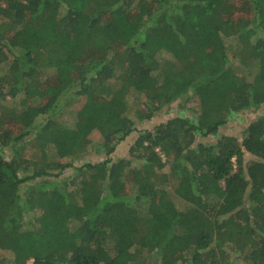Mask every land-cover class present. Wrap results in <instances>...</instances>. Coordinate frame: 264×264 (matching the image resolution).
Returning <instances> with one entry per match:
<instances>
[{
	"label": "trees",
	"instance_id": "1",
	"mask_svg": "<svg viewBox=\"0 0 264 264\" xmlns=\"http://www.w3.org/2000/svg\"><path fill=\"white\" fill-rule=\"evenodd\" d=\"M263 107L264 0H0V264H264Z\"/></svg>",
	"mask_w": 264,
	"mask_h": 264
},
{
	"label": "rangeland",
	"instance_id": "2",
	"mask_svg": "<svg viewBox=\"0 0 264 264\" xmlns=\"http://www.w3.org/2000/svg\"><path fill=\"white\" fill-rule=\"evenodd\" d=\"M238 4H241V2H238ZM241 9V8H240ZM88 103H86L87 106ZM93 104H90L88 107V115H91V117L96 115V112L91 113V109ZM177 103L173 104L171 106V109L168 110V108H165L164 110L160 111L156 117H154L151 121L146 122L144 125H140L138 129L147 127V128H153L154 126L160 124L163 121H166L167 119L174 117L176 115L180 114L179 108ZM76 107V106H75ZM79 108H81L79 106ZM78 108V109H79ZM264 113V107L260 109L257 112H253V110L243 111L239 115L235 116L231 121L227 123V125L221 127L219 129V133L215 136H211L208 138H199L200 142H208V143H214L218 139H220L222 136H236L240 137L243 133V131L247 128V126L260 114ZM191 114V113H188ZM91 139L95 141H99V135L94 130L93 133H90ZM137 134L133 133L130 135L125 141H123L119 146L117 147L114 154H112V157L114 159H118L120 157H127L129 155V149L130 146L134 143V140L136 139ZM105 158V155H97L96 153H90L88 156L85 157V159L90 161H100ZM84 159V158H83ZM247 159H253L252 156L248 155ZM173 202L175 206L179 209L182 207V203L177 201V197L175 196L173 198Z\"/></svg>",
	"mask_w": 264,
	"mask_h": 264
}]
</instances>
